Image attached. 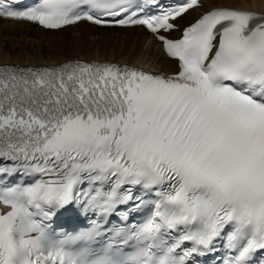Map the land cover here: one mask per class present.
Segmentation results:
<instances>
[{"label":"snow or ice","instance_id":"snow-or-ice-1","mask_svg":"<svg viewBox=\"0 0 264 264\" xmlns=\"http://www.w3.org/2000/svg\"><path fill=\"white\" fill-rule=\"evenodd\" d=\"M204 7L0 0L47 30L143 28L176 62L0 66V264H264V14L180 28Z\"/></svg>","mask_w":264,"mask_h":264},{"label":"bare ground","instance_id":"bare-ground-1","mask_svg":"<svg viewBox=\"0 0 264 264\" xmlns=\"http://www.w3.org/2000/svg\"><path fill=\"white\" fill-rule=\"evenodd\" d=\"M204 9L181 21H194L205 9L230 6L264 13V0H205ZM74 58L109 60L138 65L156 72L174 73L176 63L143 29L104 30L87 25L47 32L27 24H0V63L59 64Z\"/></svg>","mask_w":264,"mask_h":264}]
</instances>
